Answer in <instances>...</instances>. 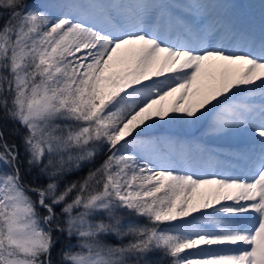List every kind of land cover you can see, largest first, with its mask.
<instances>
[{
  "label": "snow or ice",
  "instance_id": "6c2138e0",
  "mask_svg": "<svg viewBox=\"0 0 264 264\" xmlns=\"http://www.w3.org/2000/svg\"><path fill=\"white\" fill-rule=\"evenodd\" d=\"M0 264H264V0H0Z\"/></svg>",
  "mask_w": 264,
  "mask_h": 264
},
{
  "label": "trees",
  "instance_id": "16d2710c",
  "mask_svg": "<svg viewBox=\"0 0 264 264\" xmlns=\"http://www.w3.org/2000/svg\"><path fill=\"white\" fill-rule=\"evenodd\" d=\"M240 1H244V2H247L248 4H250L249 2H250V0H240ZM256 9H257V11H258V8L256 7ZM153 79H157L156 77H153ZM170 100H171V98H168V100H166L165 101V104L167 105L169 102H170ZM169 115H171V113H169ZM177 115H179V114H177ZM167 118V117H166ZM153 119H158L157 117H153ZM12 127V125L11 124H9V129ZM21 132H23V129H21ZM9 142L11 143L12 142V139H10L9 140ZM15 142L17 143V144H19V137L17 136V137H15ZM21 152L23 153V149L21 148ZM104 157H103V154H101L100 156H98V158H97V161H96V163L98 164L102 159H103ZM87 171V167H85V169L83 170V171H81V172H77V173H73L71 176H69L68 177V179H71V180H75V179H78L80 176H82V175H84V173ZM203 210V209H202ZM196 213H194V215H195ZM142 222V221H141ZM112 242H116L115 241V238H112ZM59 248H60V245L58 244L57 245V249L56 250H54V255H55V251H58L59 250Z\"/></svg>",
  "mask_w": 264,
  "mask_h": 264
},
{
  "label": "rangeland",
  "instance_id": "374dc122",
  "mask_svg": "<svg viewBox=\"0 0 264 264\" xmlns=\"http://www.w3.org/2000/svg\"><path fill=\"white\" fill-rule=\"evenodd\" d=\"M232 2L239 4L241 6H245V7H247L249 5H254L255 7H257L259 9V5L261 3V0H250V2H249L250 4L245 3L244 1H240V0H232ZM165 75H168V73H166ZM145 138H147V137H145Z\"/></svg>",
  "mask_w": 264,
  "mask_h": 264
}]
</instances>
